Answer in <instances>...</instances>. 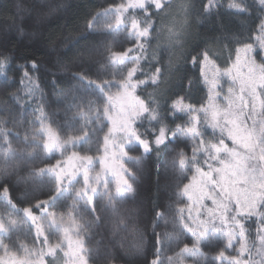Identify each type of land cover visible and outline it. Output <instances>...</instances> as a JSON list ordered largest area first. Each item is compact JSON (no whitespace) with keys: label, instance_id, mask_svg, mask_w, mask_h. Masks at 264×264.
<instances>
[{"label":"snow or ice","instance_id":"6c2138e0","mask_svg":"<svg viewBox=\"0 0 264 264\" xmlns=\"http://www.w3.org/2000/svg\"><path fill=\"white\" fill-rule=\"evenodd\" d=\"M253 4L259 12L255 31L246 42L236 45L223 68L215 58L209 56L207 50L201 53L199 60L196 56L189 60L202 82L196 92L203 91L206 95L199 103L186 99L184 95L175 96L169 102L170 111L167 115L177 119L183 117V122H176L172 127L164 122L157 105L145 97L144 90L148 86L158 85L162 79L166 80L167 76H162L165 65L171 69L181 59L191 26L187 0H116L107 5L106 11L97 14L89 27L95 24L113 38L120 35L123 29L124 34L133 41L123 49L109 47L106 51V63L113 70H120L121 74L102 82L93 81L102 89L108 87L104 93L103 106L93 110V115L100 117L104 125L97 151L82 150L93 133L91 120L75 132H62L49 120L44 107L36 103L32 110L31 129L40 137L42 154L53 159L51 163L28 169L19 179L22 183L54 182L55 195L24 207L22 216H0V231L23 226L30 230L38 246L21 259L22 250L10 247L7 243L0 245V264H93L87 243L88 234L77 217L76 208L82 202L94 212L98 194L107 196L112 206L119 195L134 192L131 181L121 175V171L132 175L124 164L125 158L129 156V145L136 143L149 152L153 145L160 148L169 139L184 137L189 138L193 146L189 153L181 151L177 165L182 172L188 170L190 174L180 187L182 202L176 206L175 213L180 229L187 234L190 242L180 245L171 256H154L148 264H172L171 257L177 253L180 256L177 264H195L199 255L208 253L209 245L205 241L209 232L217 234V220L214 217L218 214L214 201L224 202L220 196L221 173L241 159L248 165L246 171L250 169L253 173L257 171L255 165L264 163L261 160L264 157V0H253ZM221 7L227 11L252 14V8L244 0H205L203 11L210 13L219 11ZM153 9L162 13L158 24L153 19ZM28 63L33 67L36 65L35 61ZM10 64L8 55H0V90L11 86L8 76L12 70ZM21 76L23 79L19 81V89L15 94L18 95L22 89L24 104L27 105L33 102V92L39 87V80L38 77L33 79V73L27 67H21ZM186 87L194 86L189 82ZM125 94L138 98L139 110L131 118V132L126 142L121 143L113 140L114 135H121L114 133L113 129L116 116L120 114V99ZM85 113L86 109H80L76 115L82 119ZM144 121L152 125L151 139L140 131ZM0 133V136L12 135L7 131ZM245 144L251 146V150ZM112 152L120 153L117 157L118 166L105 165L101 168L99 162L106 159V153ZM107 158L111 159V156ZM202 174H210L216 183H206L209 195L204 196L197 208V203L189 195L190 189L186 191L185 186L197 179L204 180ZM109 181L112 182L111 186ZM66 192L68 195L71 193L69 198L75 201L71 209L61 213L50 209L49 205L55 196ZM0 195L10 201L7 185L0 190ZM225 203L223 219H230L231 212L235 216L237 228L243 229V236L239 240L225 236L223 242L211 245L216 248L214 264H252L249 258L254 248L257 245L264 247V223L261 222L264 221V200H258L253 209L243 212L239 211L235 200L230 199ZM8 207L13 209L14 205L9 203ZM162 215L157 213L158 217ZM253 222L255 227L249 229ZM117 228L124 230V239L135 251L142 250V234L138 226L118 215ZM250 231L254 240L249 236ZM53 236L55 239H52ZM163 244L164 236L157 232L158 251ZM261 264H264V257H261Z\"/></svg>","mask_w":264,"mask_h":264},{"label":"trees","instance_id":"16d2710c","mask_svg":"<svg viewBox=\"0 0 264 264\" xmlns=\"http://www.w3.org/2000/svg\"><path fill=\"white\" fill-rule=\"evenodd\" d=\"M114 2L116 0H0V55L11 58L12 69L8 72L11 86L0 90V132L12 134L0 136V190L7 185L10 198L8 201L0 195V216H22L24 207L55 195L54 182L22 183L19 179L28 169L41 167L53 159L42 154L40 137L31 129L32 110L36 103L44 107L49 120L62 132H75L91 120L93 133L82 150L97 151L104 125L100 117L93 115V110L103 106L108 87L102 89L93 81L102 82L114 75L118 77L120 70H113L106 63V51L109 47L123 49L133 42L123 29L113 38L95 24L88 26L99 12L106 11L107 5ZM244 2L252 8L251 15L227 11L223 7L219 11L204 13L205 0H187L191 26L181 59L171 69L165 65L162 76L166 75V80L144 90L145 97L157 105L169 127L183 122V117L177 119L167 115L169 102L175 96L184 95L186 99L199 103L206 95L203 91L196 92L202 82L197 69L189 64L191 57L196 56L199 60L201 53L207 50L223 68L236 45L246 42L255 31L259 12L253 0ZM161 18L162 13L153 9L157 24ZM29 61H35V67ZM161 63H164L163 59ZM21 67H27L33 73V79L38 77L39 80V87L33 92V102L27 105L22 89L15 94L19 81L23 79ZM189 82L194 87L187 88ZM80 109H86L82 119L76 115ZM151 127L148 121L140 125L141 133L148 139L152 138ZM23 136L25 139H21ZM192 146L187 137L169 139L160 148L153 145L149 152H144L138 144L128 146L129 156L124 164L132 173L126 175L134 192L119 195L112 206L107 196L98 194L94 212L86 204H79L76 213L88 234L93 264H148L154 256H171L180 245L190 242L179 227L175 208L182 202L180 187L190 174L188 170H180L177 160L182 150L189 153ZM109 183L111 186L112 182ZM69 195L66 192L55 196L50 209L58 213L69 211L75 204ZM9 203L14 205L13 209L8 207ZM157 213L163 215L158 217ZM118 215L138 226L142 234L140 252L124 239V230L117 228ZM254 227L255 222L249 225V229ZM157 232L164 236L159 251ZM249 236L255 239L251 231ZM223 240L222 237H208L205 241L209 245L208 253L199 255L195 264H214L216 248L211 245ZM5 243L25 254L37 246L30 230L23 226L1 234L0 244ZM249 246H252L251 241ZM179 259L177 253L171 257L172 264H177Z\"/></svg>","mask_w":264,"mask_h":264},{"label":"rangeland","instance_id":"374dc122","mask_svg":"<svg viewBox=\"0 0 264 264\" xmlns=\"http://www.w3.org/2000/svg\"><path fill=\"white\" fill-rule=\"evenodd\" d=\"M138 105V98L133 97L130 94H125V96L120 99V114L116 116L113 132L121 133V135H114V141L118 140L121 143L126 142L128 134L131 132L130 121L132 116H134L139 110ZM120 125H123V127H120ZM244 146L249 147V150H251V146L247 144ZM105 155L106 159L99 162L101 168L105 165L109 167L118 166L117 157L120 153L112 152L106 153ZM109 155L111 156V159L107 158ZM257 156H259V153H257ZM261 160H264V157H261ZM255 167L257 168L255 173L250 169L246 171L248 165H246L243 159H241L221 173L220 185H222V190L220 196L224 202H221L220 200L214 201L216 204L215 211L218 214L217 217H214V219L217 220V234L214 235L213 232L210 231L208 237L224 238L227 236L230 239L239 240L243 236V229H238L236 226L235 216L230 212V219H223V211L226 207L225 202L230 199L237 202V206L241 212L253 209L258 200H264V163H258ZM121 175L128 180L127 175L123 171H121ZM202 175L205 177L204 180L197 179L193 181L191 185L185 187L186 191L190 189L189 195L192 197L193 202L197 203V208H199V202L203 200L204 196L209 195L206 183H216V181L211 179L210 174ZM101 179H103V177H101ZM109 180H111V175L109 176ZM220 185H217V187H220ZM209 198H211V196ZM194 223L196 222L194 221ZM5 232L7 231H0V235ZM52 239H55V236H53ZM36 248H38V246H36ZM26 256L27 253L25 254L23 252L21 259L26 258ZM261 257H264V247L257 245L252 251L249 259H251L252 264H261Z\"/></svg>","mask_w":264,"mask_h":264}]
</instances>
